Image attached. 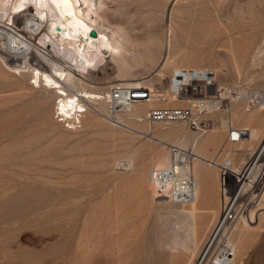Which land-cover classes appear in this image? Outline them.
I'll use <instances>...</instances> for the list:
<instances>
[{"label": "rangeland", "instance_id": "374dc122", "mask_svg": "<svg viewBox=\"0 0 264 264\" xmlns=\"http://www.w3.org/2000/svg\"><path fill=\"white\" fill-rule=\"evenodd\" d=\"M103 2L100 22L113 28L115 39H120L115 31L120 26L131 41L139 42L122 40L130 52V61L138 62L134 80L152 82L155 92L166 93L169 89V73L159 78L149 69L151 57L159 50L154 41L163 37L172 19L181 34L179 42L199 55L197 60L204 67H217L222 85H243L264 94V0ZM24 17L20 16L18 24ZM226 27L230 29L228 33ZM229 35L234 38L232 46L242 65L240 74L230 53ZM0 44L6 45L2 40ZM256 51L258 54L253 57ZM21 56L12 53L7 58L10 64L21 63ZM116 58L122 59V55ZM116 58L108 57V63L96 71L100 77L96 82L107 85L117 78ZM32 60L38 61V57ZM223 67L228 69L227 75L222 73ZM27 81V77L0 71V264L185 263L182 253L173 254L163 242L164 212L179 204L155 200L149 181L151 170L161 166V161L153 160V152L162 151L168 156L170 143L193 150L185 139L199 132L180 123L161 124L158 128L178 129L183 134L179 138L156 133L154 138L137 125L146 120L144 116L151 105H176H170L163 96L135 102L124 115L128 125L119 126L105 115L109 111L107 102H89L97 122L71 129L54 113L55 95L31 87ZM232 104L235 112L244 109L240 101ZM211 133L217 134L218 145L215 143L209 152L218 162L239 147L248 146L247 140L245 144L226 142L219 125L202 135ZM258 142L250 146L255 147ZM122 162L125 165H120ZM205 169L204 188L216 190L218 197L219 169L208 164ZM224 197L227 201L228 194ZM208 221L209 216L205 222ZM206 223L197 254L210 229ZM252 225L256 226L251 229L241 264H264V213Z\"/></svg>", "mask_w": 264, "mask_h": 264}, {"label": "bare ground", "instance_id": "6f19581e", "mask_svg": "<svg viewBox=\"0 0 264 264\" xmlns=\"http://www.w3.org/2000/svg\"><path fill=\"white\" fill-rule=\"evenodd\" d=\"M103 1L0 0V42L2 40L6 43V45L0 44V68L2 69L0 71L12 72L21 77H27V84L31 87H38L53 93L56 100L54 113L57 112L63 124L67 123V126L71 129L82 127L83 123L86 126H94L95 122H97V117H92L88 107L90 106L89 102L99 105L107 102L109 106L108 101L111 97V90L115 85L132 88H153L152 82L134 80L135 78H133L136 70H138V67H136L138 62L132 63L130 61L128 57L130 52L122 44V40L131 41L130 35L122 27L118 26L115 31L118 32L120 39H115L112 34L113 28L100 22V18H103L100 14L104 5ZM22 13L25 15V19L21 24H18L20 16H24ZM235 27L238 26L236 25ZM225 29L227 33L230 31L227 27ZM92 30L97 32L96 36L91 35ZM183 31L187 33L185 30ZM24 32H27L28 35ZM32 35H36V37L31 40L30 36ZM180 35L175 30L174 22L171 19L170 24L163 33V37H158V42L154 41L159 50L157 54L151 57L152 67L149 71L155 76L164 78L168 76L166 72L171 75L175 69L181 67L202 68L206 66L197 60L199 55L193 50H188L184 43L179 42ZM228 40L230 53L234 59V67L237 73L240 74L242 65L232 46L234 38L229 35ZM131 42L133 44L136 41L132 40ZM146 50L150 51L149 48H146ZM159 51L162 52V55H160ZM12 53L22 54L23 61L10 64L7 57L8 54ZM257 54L258 51L254 53L253 57H256ZM119 55H122V59L116 58ZM36 56L38 61H33L32 57ZM110 56L116 58L117 78L107 85H101L100 82L95 81L100 79L96 75V71L108 63V57ZM221 64L224 66L225 61L222 60ZM216 68L214 69L216 70ZM221 71L224 75L228 74V69L225 67ZM217 74L219 78V73L217 72ZM220 82L219 85H222ZM237 87H239L237 89L239 96L235 98L233 103L242 102L244 109L240 112H235L231 108L226 114L229 119H234L235 122L232 121L236 125L247 131V135L244 138L235 142L245 144L247 140V147L236 148V152L234 151L232 154L227 155L223 161L218 162L217 157L215 158L216 160L211 158L213 155L210 156L209 152L213 145L216 147L217 138L215 137L217 134H214V132L206 136L202 135L208 128L203 132H199V135L187 136L185 144L190 145L193 150L179 146L185 152H191L192 156H188L187 153L175 156L170 149L171 145H176L173 143H170L171 145L168 144V156L164 155L162 151H155L152 154L154 161H161V166H155L151 170V181H149V188L155 200L159 202H170L171 200V202H174L173 189L178 185L179 178H191L195 182L194 198L189 202H177L179 206L167 207L168 209L166 208L167 210L164 212L165 216L163 215L165 218L162 217L165 219L163 224L166 227L164 245L169 247L173 254L182 253L186 258L183 264H191L194 259L193 264H197L199 255V253L197 254L198 244L201 240V233L204 231L205 220L209 216V221L206 223L208 228L210 222L215 219L211 227H209L208 234L220 213L226 208V200L221 190L216 204L203 206L207 202L201 194L202 182L203 180L205 182V165H212L219 169L220 164H227L230 161V168L240 170L247 162L245 155L248 158V155L254 151L264 136V94H260L257 91L258 89L256 92L248 90L243 85H238ZM161 89L159 88V90ZM156 92H153V96H163L169 99L170 105L181 106L187 104V98L177 97L170 89L166 90V93ZM247 98H258L259 103L254 108L247 109L245 101ZM134 106L135 103L129 109ZM152 107L151 105L150 108ZM97 108L101 109V111L106 109L104 106L102 107L103 109L99 108V106ZM253 109H258L259 111L253 112ZM117 115L121 119H125V114ZM127 121L124 122L126 125H128ZM145 121L137 124L139 129H142L141 131L144 129L148 134L152 133L154 138L156 133L162 136L177 135L179 138L183 134L178 129L165 130L158 128L163 123L157 122L153 124ZM218 125L226 135L224 123ZM256 140L259 142L254 144L255 147L250 146ZM181 158H183V162H181ZM175 168L177 174L173 177L159 175L160 172L174 170ZM263 213L264 209L260 212L259 217H256L253 221L245 220L238 222L236 225L232 236L235 246L233 264L242 263V259L245 256L246 242L252 235L251 229L256 226L252 224L254 222L256 224Z\"/></svg>", "mask_w": 264, "mask_h": 264}, {"label": "built area", "instance_id": "2783aa9c", "mask_svg": "<svg viewBox=\"0 0 264 264\" xmlns=\"http://www.w3.org/2000/svg\"><path fill=\"white\" fill-rule=\"evenodd\" d=\"M218 79L212 67L175 69L168 77L167 85L177 97L187 98V104L155 106L148 110L144 118L151 123L160 122L165 125L180 123L197 132L224 123L226 142H238L247 135V131L229 119L226 112L231 110L233 101L238 98L239 87L219 85ZM153 92V88L115 85L108 101L109 111L105 115L116 125L127 126L124 122L128 119L124 117L123 120L117 114L126 115L133 103L151 100ZM245 101L247 109L259 103L258 98H247ZM170 149L175 156L184 153L192 156L191 152H185L177 145H171ZM229 163L219 165L220 190L222 195L228 194L226 208L207 234L197 264H233L235 246L232 236L236 225L245 220L253 221L264 209V136L240 170H233ZM120 165L125 164L122 162ZM175 174L176 168L159 173L165 177H173ZM178 180V185L173 189V199L176 202L191 201L195 196L194 180Z\"/></svg>", "mask_w": 264, "mask_h": 264}, {"label": "crops", "instance_id": "0c3cea01", "mask_svg": "<svg viewBox=\"0 0 264 264\" xmlns=\"http://www.w3.org/2000/svg\"><path fill=\"white\" fill-rule=\"evenodd\" d=\"M204 184H206L203 180L202 182V186H201V194L204 196L205 200L207 201L206 204L208 205H214L216 204L217 201V194H216V190L212 191L209 188H204ZM212 201V202H211Z\"/></svg>", "mask_w": 264, "mask_h": 264}, {"label": "water", "instance_id": "95a60500", "mask_svg": "<svg viewBox=\"0 0 264 264\" xmlns=\"http://www.w3.org/2000/svg\"><path fill=\"white\" fill-rule=\"evenodd\" d=\"M91 35L92 36H96L97 35V32L95 30H92Z\"/></svg>", "mask_w": 264, "mask_h": 264}]
</instances>
